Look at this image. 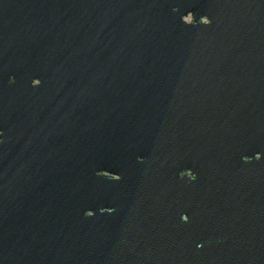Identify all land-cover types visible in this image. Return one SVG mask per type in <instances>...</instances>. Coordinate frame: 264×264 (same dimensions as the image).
<instances>
[{
    "label": "water",
    "instance_id": "water-1",
    "mask_svg": "<svg viewBox=\"0 0 264 264\" xmlns=\"http://www.w3.org/2000/svg\"><path fill=\"white\" fill-rule=\"evenodd\" d=\"M0 264H264V0H0Z\"/></svg>",
    "mask_w": 264,
    "mask_h": 264
},
{
    "label": "clouds",
    "instance_id": "clouds-1",
    "mask_svg": "<svg viewBox=\"0 0 264 264\" xmlns=\"http://www.w3.org/2000/svg\"><path fill=\"white\" fill-rule=\"evenodd\" d=\"M38 80H33V84H35Z\"/></svg>",
    "mask_w": 264,
    "mask_h": 264
}]
</instances>
